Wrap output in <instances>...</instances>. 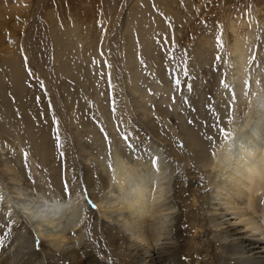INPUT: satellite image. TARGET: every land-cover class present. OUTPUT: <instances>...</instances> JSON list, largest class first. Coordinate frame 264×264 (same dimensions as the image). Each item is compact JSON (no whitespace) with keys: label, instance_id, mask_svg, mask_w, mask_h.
I'll use <instances>...</instances> for the list:
<instances>
[{"label":"rangeland","instance_id":"374dc122","mask_svg":"<svg viewBox=\"0 0 264 264\" xmlns=\"http://www.w3.org/2000/svg\"><path fill=\"white\" fill-rule=\"evenodd\" d=\"M238 38L247 41L249 49L243 82L238 81L239 56L233 51ZM174 75L181 80L179 88ZM263 104L264 0H0V217L19 222L15 234L26 245L23 250L34 244L38 248L43 240L44 249L62 264L66 260L61 250L77 247L80 238L107 248V230L124 231L122 210L116 202L106 210L104 202L100 210L112 218H101L103 227L95 220L86 224L89 211L99 215V207L89 196L91 188L94 195L98 189L84 171L90 179L98 167L106 175L117 157L130 168L148 171L158 152L168 166L166 187L163 207L151 215L148 226L171 230L177 215L199 205L195 187L200 183L187 188L186 200L179 195L185 180H193L184 176L182 161L155 140L146 124L153 120L158 132L168 131L175 148L188 154V146L177 136L204 127L206 115L215 117L226 110L225 123L215 121L217 133L223 129L226 136L235 121L247 125L257 109L264 112ZM171 117L178 121L173 124ZM219 139L214 140V151L222 143ZM206 169L213 178V164ZM208 182L209 207L194 211L196 220L183 229L195 257L201 255L195 264L203 257L201 246L194 249L195 244L205 231L203 221H198L219 211L213 203L231 207L229 212H248L264 223V189L254 194L259 202L254 208L249 199L228 200L216 192L215 182ZM69 189L76 195L60 207L58 218L52 214L58 206L40 210L43 216L54 215L50 225L32 218L41 201L49 203ZM115 194L111 186L104 195L113 201ZM75 204L82 213L63 231V210ZM167 206L171 208L165 210ZM137 226L125 231L138 233ZM70 231L78 235L61 238ZM100 263L107 264L106 259Z\"/></svg>","mask_w":264,"mask_h":264},{"label":"bare ground","instance_id":"6f19581e","mask_svg":"<svg viewBox=\"0 0 264 264\" xmlns=\"http://www.w3.org/2000/svg\"><path fill=\"white\" fill-rule=\"evenodd\" d=\"M236 40L233 51L239 56L236 59H238L237 61L240 63L238 67V72L240 73L239 80H237L243 82V79L246 78L245 61L248 57L249 49L246 45L247 41L245 42L243 38H238ZM258 98L259 97L256 99ZM260 101L262 100L260 99ZM225 107L226 106H224V108ZM223 111V114H217L215 117L211 114L206 115V117L209 118L205 117L204 127H197L196 129H191L189 133H185L183 136L180 134L177 136L179 141H184L186 146H188V154L187 152L183 154L179 150L180 148L178 145L175 148L173 140L171 141L170 139V137L173 136L172 134V136H170L168 131L167 134L158 132L153 120L148 123L146 122L148 132H150L159 143L162 141V145L171 151V155L177 156L178 160L180 162L182 161L181 169L184 176L193 180L192 182L185 180L186 185L183 186L184 190L183 188L180 190L179 195L186 200L187 188L189 189L190 186H195L192 185L194 181L200 183L199 186L197 185L195 187L197 189L195 191L197 193L195 194L201 196L199 205L194 208V210H184L186 211L184 215H177L176 222L171 230L167 229L162 231L158 230L156 226L155 228H150V226H148L151 215L160 212L161 205L163 207V201L162 203L160 202L163 200L162 198L164 196V189L166 187H164V183L167 177L166 170L168 166L160 157V153L154 151L157 156L155 157V162H152V167L147 162L148 167H146V169L148 171L130 168L127 162L123 160L124 158L122 159L120 157H115L116 159L113 161L112 166L107 169L108 172L106 175L104 174V170L100 169V167L96 169L93 179H90L89 172L84 171L87 181L92 183L93 188L98 189V195H94L93 193L96 192L92 191L93 189L91 188L89 196L93 199V202L98 205L100 215H96L90 210V216H88L89 219L86 224H92L95 220L96 225L103 227L104 224L100 219H107L105 216L109 218L112 217L111 215H106V212L102 213L100 210L102 203L105 202V205H107L106 210H109L111 207L110 205L116 202L122 210L120 222L124 231H116L114 228L108 229L107 248H103L100 244L92 245L89 238L85 239V241L83 238H80L83 241L78 239L77 243H79V245L77 247H68L65 251H63L64 249L61 250L66 260L65 264H102L100 262H105V259L107 264L114 263L113 260H116L119 264H195V259H199L201 255L200 257H195V252L190 248V241L186 239L183 229L186 223H191L190 221L193 219L194 221L196 220L194 211H200V209L202 210L209 207L208 200L210 197L208 195H210L209 191L212 188H210V182L207 183V180L212 181V183L215 182L216 189H219V191L216 192L219 193L221 191L222 196L225 194L228 200L237 199L243 201L249 199L252 207H259V202L254 199V194H256L258 190L264 189V112L263 110L257 109L256 113L249 116V124L247 125L235 121V123L230 126V129L227 130V135L224 136L223 129L217 133V126L219 125L216 126L215 124L216 120L222 123L226 119V110ZM205 114L206 111L203 115ZM164 120L165 119H163V121ZM169 121L175 124L178 119L171 117ZM227 122L228 120H226V123ZM201 128H206L208 130H205L207 132L204 133L203 130L201 131ZM242 134L245 136L242 137ZM223 136L224 138L221 139L220 137ZM219 138L222 140V143H219V147L214 151V148L216 149L214 140ZM220 139L219 141L221 142ZM235 142L236 149L234 148ZM208 164H213L216 169L211 179L209 178L211 177V173L206 169ZM128 167L135 172L131 173ZM192 173H196V175L194 174L193 177L190 176L189 174ZM224 174H226L225 177ZM111 186L116 193L113 201H111L112 198H108L104 195L105 190L110 189ZM207 192H209L208 195L206 194ZM75 195V190L70 191L69 189L67 195L63 197L52 198L49 203H43L41 201L39 206L37 208L35 207V210L32 211V218L35 217L39 225H50L49 223H52L53 220L51 219L54 215L44 214L43 216V212L49 210L53 205L59 208L61 206L66 207V204L69 205V203L74 200L73 198ZM206 195L208 196L207 198ZM177 198H179V196ZM47 204H49L48 207L43 208L47 206ZM213 204L217 207L216 211H219L209 216L203 215L204 217L202 220L198 221V223L203 221L202 226H204L205 230L202 235L203 238H200L199 241L196 242L194 248L196 249L201 246V249L205 252L204 254L202 251L203 257L200 263L264 264V223H261V220H255V217L248 215V212L236 211L233 213L231 211L229 212L231 207L222 206L218 202ZM234 207L235 206H232V208ZM69 208L71 207L69 206ZM170 208V206H167L164 209L169 210ZM236 209L237 208L234 210ZM64 211L65 209L63 213L67 223L63 224L61 220L58 222V224H62L61 226L64 228L63 231L66 230L65 227L69 224H74L82 213L79 204H75L72 209L67 212ZM201 212H203V210ZM62 216L60 217L62 218ZM55 217L57 216L55 215ZM113 219L116 220V217ZM7 221L8 222L3 221V217H0V264H62L53 258L55 254L44 249L43 245H45V243L43 240L40 242V246L38 245V248L34 244L33 247L23 250V247L26 245H23V242L18 240L16 238L17 234H15L19 230V222L12 221L10 218ZM137 224L139 226H137ZM132 226L140 227V232L127 233L126 231H130ZM162 228L165 227L162 226ZM78 231L73 233L70 231V235H63L61 238L65 239L68 237L72 239L78 235ZM7 232H10L9 238L3 235ZM33 238L36 239L34 235ZM103 251H105L103 253L104 255H101L100 253ZM116 251L119 252L120 256L118 254L115 255L117 253ZM111 254L114 257H111ZM124 255L126 256L124 257ZM126 260H128L127 263Z\"/></svg>","mask_w":264,"mask_h":264},{"label":"snow or ice","instance_id":"6c2138e0","mask_svg":"<svg viewBox=\"0 0 264 264\" xmlns=\"http://www.w3.org/2000/svg\"><path fill=\"white\" fill-rule=\"evenodd\" d=\"M217 41H218V43L221 44V46H222V41H220V37H219V36L217 37ZM219 58H220V57H217V59H219ZM30 74H31V73H30ZM185 75H187V73H185ZM173 83H174V85H175L177 88L180 87V85H181V80L179 79L178 76H175V75H174V77H173ZM41 87H43L42 84H41ZM174 99H175V97H173V100H174ZM122 139H124V140L126 141V143L128 144L129 147H132V144H131V143H128V140H129L128 135L123 134ZM23 155H24V157H25V159H26V158H27V153L25 152V153H23ZM65 187H66V185H65Z\"/></svg>","mask_w":264,"mask_h":264},{"label":"water","instance_id":"95a60500","mask_svg":"<svg viewBox=\"0 0 264 264\" xmlns=\"http://www.w3.org/2000/svg\"><path fill=\"white\" fill-rule=\"evenodd\" d=\"M261 106L264 108V104L261 105ZM61 209H62V208H61ZM61 209H60L59 207L54 208L52 214L58 215V214L60 213V210H61Z\"/></svg>","mask_w":264,"mask_h":264}]
</instances>
